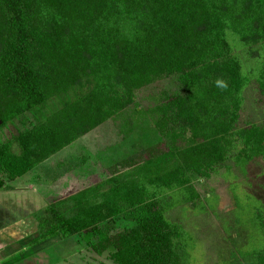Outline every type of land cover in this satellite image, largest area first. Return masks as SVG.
I'll return each mask as SVG.
<instances>
[{
  "label": "trees",
  "instance_id": "obj_1",
  "mask_svg": "<svg viewBox=\"0 0 264 264\" xmlns=\"http://www.w3.org/2000/svg\"><path fill=\"white\" fill-rule=\"evenodd\" d=\"M167 78L177 90L136 110L161 138L122 159L123 171L66 198L77 211L55 212L32 245L77 234L114 264H192L198 239L171 214L213 212L194 179L221 166L229 177L231 161L256 195L242 191L241 200L231 186L236 229L245 214L254 229L226 263L264 264V171H254L264 162V120L245 118L249 88L264 113V0H0V129L16 119L24 126L0 141V189ZM122 221L132 225L118 230Z\"/></svg>",
  "mask_w": 264,
  "mask_h": 264
},
{
  "label": "rangeland",
  "instance_id": "obj_2",
  "mask_svg": "<svg viewBox=\"0 0 264 264\" xmlns=\"http://www.w3.org/2000/svg\"><path fill=\"white\" fill-rule=\"evenodd\" d=\"M176 90L175 78L144 87L138 92L135 105L79 138L47 161L43 168L15 180L12 183L15 190L0 191V264H114L110 252L98 255L77 234L67 239L58 236L39 245L31 242L53 224L55 212L68 217L77 211L66 198L103 181L116 168L123 171L122 159L161 138L151 119L140 116L136 110H147ZM246 98L245 118L263 122L264 113L256 104L252 88L247 90ZM56 108L57 101L50 102L42 114L47 115ZM137 119L140 123L130 131L129 122ZM23 129L21 120L16 119L0 129V141L14 138ZM14 151L20 152L17 144ZM228 165L233 166L229 177L227 167L221 166L208 179H194L201 202L216 206L213 212L199 213L198 206H187L171 214L173 218L182 219L198 239L192 264H227L232 252L245 247L252 235L250 231L254 227L246 214L242 218V231L236 229L237 204L231 186L238 187L241 200H245L242 191L256 194L233 162L229 161ZM258 166L254 171L261 174L264 162H259ZM243 203L246 209L245 201ZM131 225L122 221L118 230Z\"/></svg>",
  "mask_w": 264,
  "mask_h": 264
},
{
  "label": "crops",
  "instance_id": "obj_3",
  "mask_svg": "<svg viewBox=\"0 0 264 264\" xmlns=\"http://www.w3.org/2000/svg\"><path fill=\"white\" fill-rule=\"evenodd\" d=\"M47 163V161L45 162V163H43L40 167L41 168H43V166H44V164H46ZM40 167H38V169H40ZM37 169V170H38ZM35 172H36V170H35ZM33 178H34V175H33ZM17 180V179H16ZM14 182V181H13ZM12 182V183H13ZM14 185V184H13ZM13 190H15V186H14V188H12V189H9V190H7V189H0V191H13Z\"/></svg>",
  "mask_w": 264,
  "mask_h": 264
}]
</instances>
